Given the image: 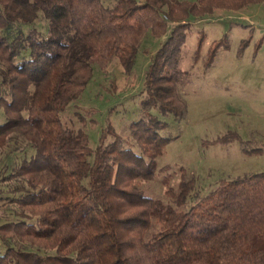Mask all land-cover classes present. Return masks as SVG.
Returning <instances> with one entry per match:
<instances>
[{
    "label": "trees",
    "instance_id": "obj_1",
    "mask_svg": "<svg viewBox=\"0 0 264 264\" xmlns=\"http://www.w3.org/2000/svg\"><path fill=\"white\" fill-rule=\"evenodd\" d=\"M262 1L0 0V147L17 135L32 150L1 177L0 264H264V172L221 180L185 209L194 178L167 186V202L140 186L165 172L156 159L173 137L162 117L186 110L191 19ZM147 31L165 37L144 74L146 115L127 136L108 124L91 147L62 113L93 60L129 73Z\"/></svg>",
    "mask_w": 264,
    "mask_h": 264
},
{
    "label": "rangeland",
    "instance_id": "obj_2",
    "mask_svg": "<svg viewBox=\"0 0 264 264\" xmlns=\"http://www.w3.org/2000/svg\"><path fill=\"white\" fill-rule=\"evenodd\" d=\"M164 37L145 33L129 73L115 58L93 60L91 79L62 113V122L73 129L83 127L91 147L99 143L108 124L127 136L130 123L146 115L144 74ZM215 42L220 46L207 64ZM179 67L188 73V81L179 86L186 110L179 119L170 114L162 117L168 122L163 133L173 137L156 159L165 172L140 186L146 194L167 202V186L176 188L182 173L194 178L195 189L185 209L221 180L264 172V151L258 150L264 148V1L192 18ZM31 154L17 135L0 147L1 189L9 185L8 180H1L2 175Z\"/></svg>",
    "mask_w": 264,
    "mask_h": 264
}]
</instances>
